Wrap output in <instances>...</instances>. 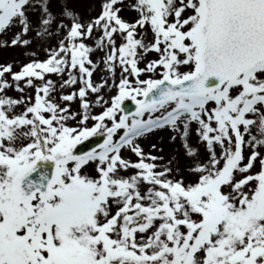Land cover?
Returning <instances> with one entry per match:
<instances>
[{"label":"snow or ice","instance_id":"obj_1","mask_svg":"<svg viewBox=\"0 0 264 264\" xmlns=\"http://www.w3.org/2000/svg\"><path fill=\"white\" fill-rule=\"evenodd\" d=\"M130 7L0 0L5 46L45 51L0 65V264H264V0ZM158 131L182 166L145 152Z\"/></svg>","mask_w":264,"mask_h":264},{"label":"rangeland","instance_id":"obj_2","mask_svg":"<svg viewBox=\"0 0 264 264\" xmlns=\"http://www.w3.org/2000/svg\"><path fill=\"white\" fill-rule=\"evenodd\" d=\"M37 3L40 2V0H36ZM64 0H49V3L52 7V10L56 13L60 11L61 5L63 4ZM133 2V0H122L123 8L121 15L126 20H134L137 17V13L135 10H133L130 7V4ZM69 6L75 10L79 14V16L87 20L90 17H94L97 12L99 11V0H68ZM16 31V29H12L8 31L7 33H0V65H7L11 63L13 65V70H19V67L26 63L28 60L33 58V52L37 54V57L40 59H43L45 57V51L42 47V44L44 41H37L33 37V43L28 47L24 48L22 46H11L10 43L5 46L4 41L11 40L13 33ZM148 35V34H146ZM117 42L119 43V37H117ZM147 42V41H146ZM52 43H55V39H53ZM89 43H92V41H89ZM102 51L94 52L92 55V58L94 60L101 59L103 57ZM157 58V54L155 52H150L146 59L151 60ZM104 75V70L101 68L100 71L94 73L93 79L99 80V78ZM51 79L56 80L57 77L53 76ZM119 79V70H117V81ZM130 79H132L130 77ZM21 86L23 87V82H21ZM76 88H78V85L74 88H65L62 91L66 94L70 91H74ZM31 88H25V91L23 93L24 96H29L32 94ZM61 92V89H57V99L59 100V93ZM115 94V89H111L110 91L106 92V98L110 97L111 95ZM7 95L11 97H18L21 95L20 92L14 91L12 89H9L7 91ZM62 104L65 102H61ZM71 110L72 111H79V102L78 100L71 102ZM95 111H99V109H95ZM74 123V122H70ZM90 139V138H89ZM142 147L144 148L145 152H152L156 156L163 157L164 159L161 161H158V163L163 164L167 162L169 159L172 160L174 165H181L184 163V155L183 151L180 147L179 141L176 143H173L169 140V135L167 132H161L160 136H156L153 138L152 141L145 143L140 142ZM192 143L195 144L196 140L193 134ZM155 144L156 149H152L151 145ZM160 149H163V151H160ZM125 156H128L131 160L135 161L136 157L132 155L131 153H124Z\"/></svg>","mask_w":264,"mask_h":264},{"label":"water","instance_id":"obj_3","mask_svg":"<svg viewBox=\"0 0 264 264\" xmlns=\"http://www.w3.org/2000/svg\"><path fill=\"white\" fill-rule=\"evenodd\" d=\"M125 104H126V110L134 111V108H135L134 104H130V103H125ZM99 143H102V142H97L94 145H91L89 142H83L81 145L78 146L77 151L79 153L89 151L91 150V148L95 147Z\"/></svg>","mask_w":264,"mask_h":264},{"label":"bare ground","instance_id":"obj_4","mask_svg":"<svg viewBox=\"0 0 264 264\" xmlns=\"http://www.w3.org/2000/svg\"><path fill=\"white\" fill-rule=\"evenodd\" d=\"M160 135H161V132L158 131V132H156L155 134L149 135L147 138L141 140L140 142L148 143V142L152 141L154 137H156V136H160Z\"/></svg>","mask_w":264,"mask_h":264}]
</instances>
